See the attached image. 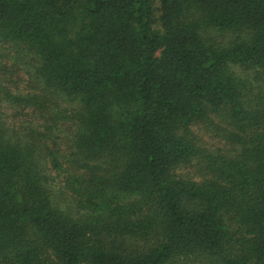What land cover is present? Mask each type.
Returning a JSON list of instances; mask_svg holds the SVG:
<instances>
[{
	"label": "trees",
	"instance_id": "obj_1",
	"mask_svg": "<svg viewBox=\"0 0 264 264\" xmlns=\"http://www.w3.org/2000/svg\"><path fill=\"white\" fill-rule=\"evenodd\" d=\"M0 49V264H264V0H0Z\"/></svg>",
	"mask_w": 264,
	"mask_h": 264
},
{
	"label": "rangeland",
	"instance_id": "obj_2",
	"mask_svg": "<svg viewBox=\"0 0 264 264\" xmlns=\"http://www.w3.org/2000/svg\"><path fill=\"white\" fill-rule=\"evenodd\" d=\"M9 53L6 49H0V54H7ZM4 62V61H2ZM6 63V65L9 67L10 66V62H4ZM2 82V85H4L5 87L9 88L11 91H13L16 95H24L26 93L29 92V88L28 85L25 84V82L21 81L20 79H16L15 77H13V75H8L5 74V76H1L0 78ZM2 114L4 116V119L8 122L11 123L13 125H15L16 127L20 126V129L22 130V128H28V127H34L36 129H38L39 127V122L37 121V118L35 119L34 117H32L29 114L24 115L23 112L20 109H14L11 106H9L8 104L4 103L2 106ZM63 107V106H62ZM71 138V127L70 126H64V127H59L58 130L55 131L54 134V141H55V147L60 155V157L63 159H66V156L69 153V147H70V143H69V139ZM207 137L204 136V142H206L209 146L214 145V147L216 146L215 142L211 141V140H207L205 139ZM60 158V159H61ZM50 167L45 166L44 165V173L45 175H51L49 176V180L50 181V185H52L53 190L55 191V193H59V202L62 204V206L64 207V205L66 206L67 204H70L69 202V195H67V192L64 190L63 191V178L65 179V177L62 174H55L53 172H51Z\"/></svg>",
	"mask_w": 264,
	"mask_h": 264
}]
</instances>
